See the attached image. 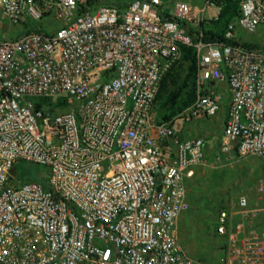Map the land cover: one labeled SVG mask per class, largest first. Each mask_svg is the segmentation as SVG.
Instances as JSON below:
<instances>
[{"label": "built area", "instance_id": "1", "mask_svg": "<svg viewBox=\"0 0 264 264\" xmlns=\"http://www.w3.org/2000/svg\"><path fill=\"white\" fill-rule=\"evenodd\" d=\"M201 1L0 0V22L21 27L0 38V264H194L177 237L188 181L222 160L258 179L218 212L219 263L264 264V46L242 39L264 0H238L221 40L201 25L225 0ZM186 48L195 99L159 121L160 82ZM222 106L209 162L175 127ZM19 163L40 177H17Z\"/></svg>", "mask_w": 264, "mask_h": 264}, {"label": "rangeland", "instance_id": "2", "mask_svg": "<svg viewBox=\"0 0 264 264\" xmlns=\"http://www.w3.org/2000/svg\"><path fill=\"white\" fill-rule=\"evenodd\" d=\"M178 0H163L165 5L173 4ZM188 1L198 6L193 0ZM202 3L201 0H195ZM210 21L205 24L211 26ZM202 27V26H201ZM217 27V26H215ZM21 32L20 26H13L8 22H0V38H13ZM264 25L257 28L252 35L244 34L242 39L264 46ZM188 63L181 57L180 63L172 70L175 84H169L170 90H174L184 82L187 75ZM193 89L195 90V81ZM225 92V87L219 88ZM160 101L156 102L157 119L160 118ZM225 106L208 120L176 123V132L181 138H202L207 154V160L213 161L217 151L214 141L219 135L225 120ZM214 141V142H213ZM42 167L22 166L19 163L14 173L17 177L25 178L27 175L38 179ZM24 173V175H22ZM258 179V171H253L251 165L234 163L229 165L222 160L213 167L198 169L192 179L188 181L189 208L177 222V237L180 246L190 255L194 264H220L219 258L223 253L225 239L216 233L217 216L219 210L235 204L239 195L252 196L255 183Z\"/></svg>", "mask_w": 264, "mask_h": 264}, {"label": "trees", "instance_id": "3", "mask_svg": "<svg viewBox=\"0 0 264 264\" xmlns=\"http://www.w3.org/2000/svg\"><path fill=\"white\" fill-rule=\"evenodd\" d=\"M238 0H225L221 6L220 13L216 21L211 26L202 24V32L205 40H221L223 29L236 14ZM217 26V27H215ZM246 47H254L253 44H244ZM183 60L188 63L187 75L184 82L174 90H170L169 84H175L172 70L169 71L161 80L160 86L155 98V104L160 101V118L159 121H170L184 108L189 106L195 99V90L193 89L195 81V58L194 52L190 48H186L182 52ZM181 56V57H182ZM181 61V59H180ZM156 106V105H155ZM15 170V169H14ZM33 178V177H31Z\"/></svg>", "mask_w": 264, "mask_h": 264}, {"label": "crops", "instance_id": "4", "mask_svg": "<svg viewBox=\"0 0 264 264\" xmlns=\"http://www.w3.org/2000/svg\"><path fill=\"white\" fill-rule=\"evenodd\" d=\"M193 2H194L195 4H199V5H201L200 3H197L195 0H193ZM220 132H221V131H220ZM218 136H219V135H217V136L215 137V140H214L215 142H217V140H218ZM214 141H213V142H214ZM204 148H205V146H204ZM205 152H206V150H205Z\"/></svg>", "mask_w": 264, "mask_h": 264}]
</instances>
